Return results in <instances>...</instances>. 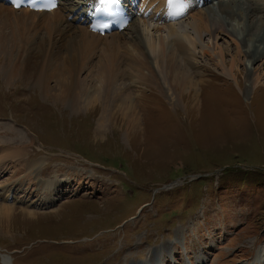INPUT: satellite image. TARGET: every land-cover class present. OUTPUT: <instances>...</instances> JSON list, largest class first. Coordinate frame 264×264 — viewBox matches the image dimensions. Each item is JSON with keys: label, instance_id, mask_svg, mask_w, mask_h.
<instances>
[{"label": "rangeland", "instance_id": "374dc122", "mask_svg": "<svg viewBox=\"0 0 264 264\" xmlns=\"http://www.w3.org/2000/svg\"><path fill=\"white\" fill-rule=\"evenodd\" d=\"M134 27L120 35L130 37ZM31 28L19 44L34 53L30 30L43 36ZM205 60L204 77H194L193 92L204 95L195 114L182 88L163 83L171 92L161 95L154 86L127 87L137 132L116 109L100 128L97 106L76 111L56 101L53 81L47 91L29 72L24 81L0 73V190L17 189L24 200L12 206L13 225L0 230V264H143L160 251L155 264H174L172 253L177 263L264 264V80L245 95L244 65L240 92ZM206 95L220 109L205 108ZM9 149L26 157L11 159ZM51 181L65 196L48 211L41 198ZM24 210L38 219L24 222Z\"/></svg>", "mask_w": 264, "mask_h": 264}, {"label": "bare ground", "instance_id": "6f19581e", "mask_svg": "<svg viewBox=\"0 0 264 264\" xmlns=\"http://www.w3.org/2000/svg\"><path fill=\"white\" fill-rule=\"evenodd\" d=\"M154 2H158L159 8L164 0H153L152 3ZM86 3L85 0H78L77 5H74L70 0H62L60 8L52 13H34L26 9L14 10L0 5V22L2 21L0 73L7 77L8 81H24V72H29V76L38 77L34 81L37 80L36 83L43 90L49 89V91L55 90L48 87L53 81L58 91L57 96L54 95L55 99L57 97L56 101L61 99L70 103L76 111L84 108L89 110L92 106L94 108L97 106L96 111L100 113L98 119L100 128H104L108 114L116 109L115 112H118L127 123L133 124L135 132L140 120L137 115L138 106L132 91L129 93L126 91L127 87L154 86L161 95L171 92L165 91L163 83L168 84L172 90L182 88L181 95L188 91L186 96L188 102L185 103L195 114L198 100L204 96L193 92V89L197 90L199 86V82L194 77H204L205 69L199 64L201 60L208 59L212 62L221 70L224 78L231 79L239 86L240 92H242L240 77L244 71L239 66L244 65L247 72L244 76L250 84L244 88L243 94L247 95L248 88L254 93L260 89V84L264 80L263 3L219 0L215 4L216 7L214 6L217 10L211 7L203 8L196 11L197 13H191L185 22L161 27L151 26L146 20H136L137 23L132 28L133 35L130 37L119 33L102 37L91 33L87 27L76 24L78 17L70 21V16H75L74 13L77 11L82 12L84 8L80 5ZM10 18L15 19V24L13 20L11 25L6 22ZM3 22L7 24L3 25ZM32 24L40 29L43 36L38 39L36 29L30 30V36H34L32 41H37L34 43L37 52L34 53L26 51V48L22 49L21 43L19 44L20 40L25 39L24 35ZM8 27L14 31L11 37L6 32L9 30ZM21 29L25 30L23 35L20 33ZM206 36L210 37L212 46L205 45ZM199 47L204 49L200 50ZM15 52L16 57H14ZM22 53L25 55L23 61L18 59L23 56ZM63 54H66L65 60L61 58ZM29 68L31 71H28ZM174 99L175 96L171 97V100ZM203 100L205 108L220 109L213 97L206 95ZM254 101L253 98L252 104ZM9 151L10 158L14 160L25 156L17 149L16 151L9 149ZM42 163L43 161L39 164L35 162L28 165V168L36 170L35 166L40 167ZM7 187L9 186L0 191V230L2 231L6 225L12 226L15 217L19 216L12 206L23 203L17 201L16 195L13 191L7 190ZM60 188V183L57 181L47 182V186L44 189L42 187L45 195L41 198V206L44 210H53L64 198L65 194H62ZM12 196L13 199H10ZM34 208L38 209L35 205ZM37 214L39 213L24 210L21 216L24 222L32 223L38 219ZM161 256H165V253ZM157 260H159L158 256Z\"/></svg>", "mask_w": 264, "mask_h": 264}, {"label": "snow or ice", "instance_id": "6c2138e0", "mask_svg": "<svg viewBox=\"0 0 264 264\" xmlns=\"http://www.w3.org/2000/svg\"><path fill=\"white\" fill-rule=\"evenodd\" d=\"M101 6H111L116 4L118 0H99ZM173 0H169V4H172ZM17 6H19V0H17Z\"/></svg>", "mask_w": 264, "mask_h": 264}]
</instances>
